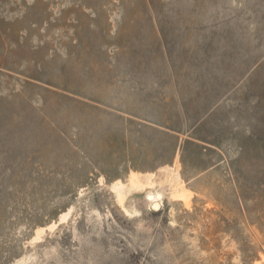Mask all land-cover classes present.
<instances>
[{"label": "rangeland", "instance_id": "rangeland-1", "mask_svg": "<svg viewBox=\"0 0 264 264\" xmlns=\"http://www.w3.org/2000/svg\"><path fill=\"white\" fill-rule=\"evenodd\" d=\"M0 264H264V0H0Z\"/></svg>", "mask_w": 264, "mask_h": 264}, {"label": "bare ground", "instance_id": "bare-ground-1", "mask_svg": "<svg viewBox=\"0 0 264 264\" xmlns=\"http://www.w3.org/2000/svg\"><path fill=\"white\" fill-rule=\"evenodd\" d=\"M167 171L169 172V178L172 180V183H171L172 184L171 188L173 189V191H172L173 195L172 196H174L176 198H183L184 192L182 190L181 179L179 177V173H171L173 171L170 172L169 169H167ZM152 176H153L152 174L142 175L140 173H132L126 184H124L121 181L114 182L110 187H112L111 189L113 190V192L116 196V200L119 203V205H121V206L124 205L125 199L129 193L140 194L143 191H145V189L148 188L149 183L151 182ZM154 197L157 200H161L162 194L156 193ZM126 212L128 213V210ZM70 213H71V209H69L68 211L63 213L61 215V219L64 220V219L68 218ZM42 231L43 230H40L39 232L41 233Z\"/></svg>", "mask_w": 264, "mask_h": 264}, {"label": "water", "instance_id": "water-1", "mask_svg": "<svg viewBox=\"0 0 264 264\" xmlns=\"http://www.w3.org/2000/svg\"><path fill=\"white\" fill-rule=\"evenodd\" d=\"M152 208L155 209V205H153Z\"/></svg>", "mask_w": 264, "mask_h": 264}]
</instances>
